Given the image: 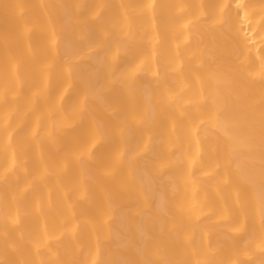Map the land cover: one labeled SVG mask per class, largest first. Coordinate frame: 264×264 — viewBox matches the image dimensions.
I'll list each match as a JSON object with an SVG mask.
<instances>
[{
    "label": "bare ground",
    "instance_id": "1",
    "mask_svg": "<svg viewBox=\"0 0 264 264\" xmlns=\"http://www.w3.org/2000/svg\"><path fill=\"white\" fill-rule=\"evenodd\" d=\"M0 264H264V0H0Z\"/></svg>",
    "mask_w": 264,
    "mask_h": 264
}]
</instances>
